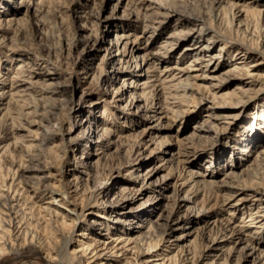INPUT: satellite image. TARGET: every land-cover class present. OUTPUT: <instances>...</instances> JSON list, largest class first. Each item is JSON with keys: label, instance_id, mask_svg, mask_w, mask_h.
<instances>
[{"label": "rangeland", "instance_id": "rangeland-1", "mask_svg": "<svg viewBox=\"0 0 264 264\" xmlns=\"http://www.w3.org/2000/svg\"><path fill=\"white\" fill-rule=\"evenodd\" d=\"M184 2L185 5L174 1L171 5L176 9L185 6L189 13L201 15L213 29L224 34L220 36L218 32L211 39L208 37L213 33L204 37L208 46L205 57H211L216 69L190 70L193 86L186 88L201 89L192 93L197 103L184 102L190 113L174 117L171 113H160L159 96L154 100L141 94L144 90L150 95L147 92L150 89H144L142 81L153 72L146 73L144 63L137 68L141 60V55L138 58L137 55L144 48L156 52L165 39L163 36L175 30L172 19L151 23L137 15L134 5L125 0H0V88L10 91L13 86L28 94L15 95V101L13 95L8 100L0 97V145H11L12 152L22 153L23 159L30 161L32 157L42 167L27 174V180L39 189L36 203L58 209L66 220L77 218L72 242L83 230L92 231V237L106 242L120 233L124 237L130 234L133 242L128 247L136 246L142 238L139 245L145 255L142 263L137 264L162 261L175 264V260L176 264H223V261L225 264H264V184L258 183L264 176L261 153L264 129L260 127L259 134L263 136L254 145L250 140L256 134L249 129L254 108L264 107V89L257 91L264 86V58L256 52L246 55L250 64H254L250 69L260 74L251 88L239 89V73L240 77H234L235 80L219 82V77L233 65L227 60V52L239 47L225 19L232 21L233 28L243 35L245 24L254 16L245 18L239 9H258L262 13L259 24L263 25L264 0ZM230 4L235 6L234 18L229 13ZM217 7L222 8L221 23L214 20ZM183 27L194 25L188 23ZM261 31L264 32V25ZM129 33L133 34L130 40L138 37L133 48L136 57L132 58L129 50L123 53L120 43L116 44V35ZM256 36L249 34L248 38ZM225 40L227 49L219 57L214 56ZM195 41L188 39L171 47L166 55L168 65L190 63V56L183 55V47H191ZM260 41L264 43V38ZM118 59L121 60L118 62ZM205 73L216 78L206 77ZM213 83H220L219 92H234L233 100L243 99L245 104L239 103L224 111L226 118L208 117V112L221 108L213 104L212 97L205 95ZM203 95L204 99L200 100ZM202 118H209L216 126L210 124L211 132L192 139L193 127ZM95 124L107 132L105 135L100 132V138L94 134V139L87 142L85 130ZM46 135L49 138L45 141ZM166 137L170 139H163ZM79 155H82L79 159L90 162L89 174L82 173L84 169L76 163ZM209 164L212 166L204 170ZM0 165L9 175L15 167L7 156H0ZM189 168L201 173L213 171L210 180L216 181L215 185L195 189L192 182H185ZM62 169L64 177L60 175ZM74 174L79 180H75ZM9 179L7 176L5 183ZM62 183L68 188V194L63 193L65 189L57 190V184ZM225 183L232 186H223ZM97 189L102 192L100 195H96ZM0 192H7V187L0 185ZM228 196L231 199L243 196L240 202L246 203L240 207L257 208L261 211L258 215L263 213L257 218L262 227L247 226L243 231L252 238L254 250L249 246L242 248L239 235L233 237L224 230L227 224L243 223L241 210L229 215V204L234 200L221 204L222 197ZM82 203L86 207L81 210ZM84 225L88 228L83 229ZM147 241L156 244L146 250ZM117 246L120 248L121 243ZM122 250L126 258H137L134 249ZM158 256L164 259L156 260ZM111 257L123 258L121 253ZM147 259L153 261L147 262ZM50 262L35 245H25L0 256V264Z\"/></svg>", "mask_w": 264, "mask_h": 264}, {"label": "bare ground", "instance_id": "bare-ground-1", "mask_svg": "<svg viewBox=\"0 0 264 264\" xmlns=\"http://www.w3.org/2000/svg\"><path fill=\"white\" fill-rule=\"evenodd\" d=\"M125 1H127V4L132 3L134 5L136 14L143 16L145 20H149L151 21V23H153L155 21H158L157 19H160L159 23H162L165 19L167 20L169 18V19H172L173 21L172 25L176 27L175 30L174 29L171 30L168 33V35L163 36L165 39L162 41L161 44H159V49H157L156 52H149L147 48H144L145 51L142 54L140 53L137 55V58L141 55L140 57L141 60L139 64H137V68L141 67L142 66L141 64L144 63L143 67L145 65L146 67L143 70L146 73L153 72V75H147L146 80L142 81L143 88L150 89L149 91H147L150 95H147L146 91L144 90H142L141 94L145 96L146 99L148 96L151 99H154L156 97L158 98L159 96L160 100L158 103L160 105V113H163V114L171 113L174 117L183 116L185 113H188V112L190 113L191 110L185 107L186 105H184V102L186 103L187 101L190 104L197 103L198 99L195 100L192 93L201 91L199 87H198L199 89H195L194 91L188 90L186 88L187 85L193 86V84L190 81V78L192 77V75L190 74V70H200V71L206 70L207 71V70L216 69V65L212 66L211 64V57L209 58L205 57V53L208 51L207 49L208 46L207 44L204 43L203 40L206 35L208 36L212 33L213 35H210L208 39H211L212 36L214 37L218 36V32H220L221 34L220 36H222V34H224L223 31H216L211 26V23L209 24L208 22H206V20H204L203 17L199 14L189 13V11L186 9L185 6L182 5L181 8L179 7L178 9H176L177 8L176 6H175L176 8H174L173 7L174 5H171L174 3V1H178V2L180 1V3H184L185 5L184 0L183 1L181 0H151L149 3H145V4L140 3L142 0H138L135 2H133L132 0H125ZM228 6H229V13L231 14V17L234 18L235 14L233 13L232 9L235 6L233 4H230ZM218 8L219 7H217L215 10L214 20L221 23V21L223 20L222 19V8L221 9H218ZM139 10H142V11H139ZM151 10L152 12L148 13V11H151ZM239 11H241L240 13L242 14V16H245V18H248L250 14L253 15L254 18L253 20H251V22L248 21V23L245 24V27L243 29L244 31L243 35L238 33L237 31L238 29L233 28L232 23H231L232 21H230L229 19H225L226 21L225 25L228 26V29L230 32H233L235 34L236 37H234V39L239 41V47L235 49H231V51L227 52V60L228 59L231 60L233 62V65H232V68L227 69L223 73L224 76L219 77L220 78L219 82L235 80L234 77H240V76H237V74L239 73V75H241L240 79H238L240 83L239 89H244L243 87L245 86L248 87L249 89L251 88L250 86H252L255 83V77H260V74L250 69V67H252L254 64L252 63L250 64L248 60V56L246 55L248 53L256 52L260 58L261 56L262 58H264V43H261L260 41V39L264 38V32L261 31V28L264 24L263 25L259 24L262 13L258 9L244 8V9H239ZM174 13H177V14H174ZM188 23L193 24L194 27L193 28L183 27L185 25L187 26ZM145 26L147 27L148 24ZM249 34L250 35L256 34L257 36L255 38L253 37L248 38ZM130 35L132 36L133 34L129 33L126 35H119V36L116 35V42H117L116 44L120 43L119 49L121 50V47H122L123 53H126V51L129 50L128 52L130 53V57L132 58V57H136L133 54V48L136 46L135 42L138 41V37L137 36H134L133 38L131 37L132 40H130V37H129ZM226 36L227 38H231V36L229 35H226ZM147 37H149V35H147ZM188 39L196 40L194 43H192L191 47L188 45L187 46L185 45L183 47V50H184L183 55L190 56V58L188 59L190 63L189 62L185 63L186 64L185 66H178L174 64L168 65L167 63L168 60L166 59V55L168 54L169 49L173 47L174 45H177L181 42H185V40H188ZM227 42L226 40L222 41V43L218 47V53L215 54L214 56L219 57L221 52L227 49L226 48ZM136 49L140 50V47H136ZM236 56L238 57L236 58ZM119 60L121 59H118L117 61L119 62ZM236 63H238L239 66ZM204 76L209 77V78L211 77L209 73H205ZM211 78H216V77H211ZM248 79H250V81H248ZM210 86L211 87H209L205 91L206 92L205 95L212 97V99L214 100L213 104L215 106L219 105L223 109L221 110L220 108L217 111L208 112L206 114L208 117L226 118L227 114H225L224 111H229L230 108H233L236 104H239V103L241 104V106H243L246 102L243 99H239L237 101L233 100V95L235 94L234 92L232 93L231 92H219L220 83L219 84L213 83ZM8 87H10V84ZM11 87L12 89L10 91H8L7 89L0 88V97L4 96L8 100L13 95L12 100L15 101L17 100L16 98H14L16 97L15 95H19L21 97L23 94H25L28 96L27 92H24V93L21 92L20 88L15 89L13 88V86ZM263 89H264V86L261 85L259 88H257V91L261 92L263 91ZM131 98H133V96ZM199 99L203 100L204 95ZM71 109H73V107ZM260 115H262V120H260ZM156 117H157L156 119H158V116ZM251 117L253 119L250 122L249 129H251L252 133L256 134L255 137H257V139H255L254 137L255 140L254 139L250 140L252 145H254L255 143L260 142L261 140L259 139L261 136H263L259 134L260 133L259 130H260V127L264 129V107L262 109L260 106L255 107ZM208 119L202 118V121L200 120L198 124L194 125L193 128L195 129V131H193L192 133L193 134L192 139H198L202 137L204 132H207V134L211 132L210 128L212 127L210 126V124H213V126H216V124H214L213 121H210V120L208 121ZM102 131L104 132L103 135H105V133L107 132V130L104 131V127H102L101 125L95 124L94 126L93 125L88 126L87 129L85 130L86 136H84V139H86L87 142L92 141V139H94V134L95 136L98 135L97 137L100 138L102 137L101 136L102 134H100V132ZM48 138L49 136L46 135L45 141L48 140ZM163 139H167L168 141L170 138L166 137ZM138 144H139V141H136V145ZM15 145L19 146V144H15ZM10 146L11 145L7 146L5 143L0 145V156L9 157L11 161L13 162V164H15L13 171L11 170L12 174L10 175H9V172H6L5 170L3 171L0 165V185L1 186L5 185L7 187V192L5 193L0 192V197H1L0 198V256L6 252H9L19 247H23L25 245H35L39 247L40 249H42L45 256L51 261L49 264H105V263L107 264H137V263H142V259L144 258L143 256L145 255V253L143 252V250L140 248V245H139L140 243L139 241L142 238L138 240V244L136 246L133 245V246L128 247L133 242V239H131V236H129L130 234H126L124 237V234L120 233L115 238H113L111 241L106 242L105 240H101V238L98 239V238L92 237L90 235L92 231L86 233L83 230L81 233H79V238H77V240H73L72 242V236L74 234V230H75L74 228L76 227L77 218L73 217V218H69L68 220H66L65 215L63 216V213H61L58 209L48 206L47 204L41 205V204L36 203L37 201L36 199L38 198L39 189L36 185H34L29 180H27L29 179L27 174L30 172L34 173V171H39L41 166L37 165V162H34L35 159L32 157L30 161V159L28 160V158L23 159L24 157L21 156L22 153L21 155H18L17 153L12 152L11 151L12 148L11 149L9 148ZM249 146L250 144H248V146L246 147H249ZM178 152H180V150ZM261 153L264 155V149L261 150ZM77 158L78 159L76 163L84 169V171L83 172L81 171V172L85 174H89L90 173L89 171L92 170V166L90 162L79 159V158H82V155H79ZM262 160L264 161V158ZM49 166H52V165H49ZM210 166H212V164L206 165L204 170H206ZM187 174L188 175L186 176L187 178L185 179V182H192L191 186L192 187L195 186L196 187L195 189H197V186H200L201 188L203 187L207 188L208 186L212 187L216 183V181L210 180V177L213 174V171H209L208 173H201L199 170L196 171L193 168H189V170L187 171ZM229 174L233 175L234 173L230 172ZM60 175L61 176L64 175L63 169L60 171ZM7 176H10L8 184L5 183V178ZM73 177L75 178V180H79L78 175L74 174ZM262 181H264V176H263V179L259 181L258 183L263 185L264 183ZM183 184L185 185L186 183H183ZM217 186H220V185L218 184ZM223 186L230 187L232 185H230L229 183H225V185ZM56 188L58 191L65 189L64 190L65 192L63 193H67V194L69 193L68 188L63 187V183L61 185L57 184ZM96 191H97L96 195H100L102 193L99 189H97ZM188 192L190 193L191 189H189ZM195 192H197V190ZM91 196L92 195L89 196V199L91 198ZM231 196H233V194ZM231 196L224 197V198L222 197L221 204H228L230 203L229 200H234L233 202L229 204V206H231V211L229 215L233 214L236 210H239V211L241 210L240 211L241 218H242L241 223L242 222L243 223L237 224L235 226L234 225L230 226L229 224H227L225 225L224 230L227 231L228 235L230 236L232 235L233 237L235 234L236 235L238 234L239 235L238 241L243 243L242 248H246L247 246H249L251 250H254L255 247L253 245L251 246L252 238L246 235L247 233L243 231H244V228L247 226L254 227L256 229L262 227L259 224L260 221L257 218L259 216H262L263 213L261 215H258V212H261V211L258 210L257 208H254L253 210L252 207H245V209L244 207H240V205H243L244 203H246V202L243 203V201L240 202V200H243L245 197L241 196L237 199H234V198L231 199L230 198ZM63 204L68 206L67 205L68 203L66 204V202H63ZM121 204H123V202H121ZM81 205H82L81 210L84 207H86V204L82 203ZM243 214H246L245 220L243 219ZM82 227L83 229L88 228L87 225H84ZM255 232L256 230L253 231V233ZM112 242H116V243L111 245ZM153 242L154 241H151V242L147 241L146 243H144L146 247L145 249L148 250L151 247L155 246L156 243H153ZM119 243H121L120 248L117 246ZM123 248H127L129 250L134 249L133 251H135L137 258L136 259L134 258L133 260L126 258L125 256L126 254L122 250ZM115 253L117 254L121 253L123 258L122 259L112 258L111 256ZM260 253L261 252H259V254ZM258 256L260 257V255ZM163 257L160 258L158 256L156 260L164 259ZM148 260L149 259H147V262ZM152 261L153 260H149V262H152ZM175 261L174 263L176 264L177 261L176 262ZM225 262L226 261H223V264H225ZM160 264H164V261H162Z\"/></svg>", "mask_w": 264, "mask_h": 264}]
</instances>
